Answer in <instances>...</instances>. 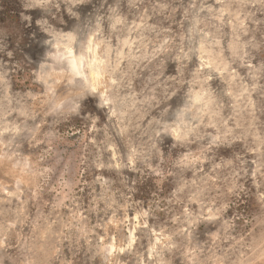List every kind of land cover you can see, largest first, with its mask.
<instances>
[{"label":"clouds","instance_id":"9594fccd","mask_svg":"<svg viewBox=\"0 0 264 264\" xmlns=\"http://www.w3.org/2000/svg\"><path fill=\"white\" fill-rule=\"evenodd\" d=\"M0 264H264V0H0Z\"/></svg>","mask_w":264,"mask_h":264}]
</instances>
